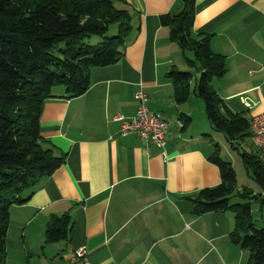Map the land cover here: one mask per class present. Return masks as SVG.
Wrapping results in <instances>:
<instances>
[{"label": "crops", "instance_id": "0c3cea01", "mask_svg": "<svg viewBox=\"0 0 264 264\" xmlns=\"http://www.w3.org/2000/svg\"><path fill=\"white\" fill-rule=\"evenodd\" d=\"M115 1L131 14L124 55L115 65L92 69L84 94L65 98L57 88L44 102L41 145L65 160L25 202L10 207L5 264H82L76 256L82 247L90 264H249L248 251L232 239L233 213L196 214L188 199L220 183L210 161L220 145L212 144L209 129L218 130L194 91L200 72L186 58L196 57L184 54L160 23L181 4ZM190 36H208L210 50L223 58L220 87L212 86L215 77L211 81L221 112L249 120L264 113V0H196ZM182 67L193 74L184 100L181 85L168 75ZM139 88L149 109L168 122L167 159L137 134L121 135L112 119L134 116ZM245 139L233 142L259 154L253 141L249 151L242 148ZM65 215L67 238L47 243V226Z\"/></svg>", "mask_w": 264, "mask_h": 264}, {"label": "trees", "instance_id": "16d2710c", "mask_svg": "<svg viewBox=\"0 0 264 264\" xmlns=\"http://www.w3.org/2000/svg\"><path fill=\"white\" fill-rule=\"evenodd\" d=\"M178 2L181 10L162 15L160 23L184 54L195 55L186 58L200 72L194 91L204 101L211 125L238 149L233 141L248 136L250 120L221 112L222 100L211 81L225 73L223 58L210 50L208 36H190L196 0ZM131 28V14L115 0H0V264L6 259L10 207L25 202L65 160L41 145L44 102L55 97L59 87L65 98L84 94L92 69L115 65L122 58ZM93 38L97 43L90 42ZM168 75L181 85L179 99L184 100L193 74L171 70ZM239 153L261 193L236 191L231 163L214 155L210 161L219 169L220 183L188 199L196 214L233 213L234 243L248 251L249 264H264V227L255 225L251 207L253 202L264 204V158L252 151ZM68 224V215L54 219L47 226L46 242L66 239Z\"/></svg>", "mask_w": 264, "mask_h": 264}, {"label": "built area", "instance_id": "2783aa9c", "mask_svg": "<svg viewBox=\"0 0 264 264\" xmlns=\"http://www.w3.org/2000/svg\"><path fill=\"white\" fill-rule=\"evenodd\" d=\"M134 98L138 102L134 116L126 117L116 114L112 118L113 121L119 124V133L121 135L128 133L137 134L141 139L157 145L161 149V155L167 159L165 150L167 120L160 113L149 109L147 105L148 96L142 88H139L135 92ZM250 131L255 148L258 150L260 156L264 158V113L251 117ZM76 256L81 259L82 264H90L85 248H78Z\"/></svg>", "mask_w": 264, "mask_h": 264}, {"label": "rangeland", "instance_id": "374dc122", "mask_svg": "<svg viewBox=\"0 0 264 264\" xmlns=\"http://www.w3.org/2000/svg\"><path fill=\"white\" fill-rule=\"evenodd\" d=\"M97 38H93L90 40V42L97 43ZM181 70H186V67L180 68ZM219 77H215V79L212 82V86L218 88L220 87V82L218 81ZM61 88V87H59ZM194 118L197 123L199 122V114H195ZM209 129V128H208ZM211 138H212V144H219L220 147L217 150V154L220 155V157L225 160L229 161L236 172V181H235V188L236 191L242 192L243 189H249L252 194L261 193V188L259 185L253 180L251 171H247L246 167L244 166V163L242 161V157L240 156V153H238V149L242 152L241 148H238L236 145V148L232 147L230 144L227 143L225 136L220 131H213L212 129H209ZM252 145V139L247 137L242 143V148L246 150H250ZM253 148V147H252ZM257 150V149H256ZM251 152V151H249ZM252 152H254V149H252ZM250 170V169H249ZM264 195V194H262ZM235 202H242L241 199L236 198L234 199ZM252 217L254 220V223L257 227H264V204H260L259 202H253L252 205Z\"/></svg>", "mask_w": 264, "mask_h": 264}]
</instances>
